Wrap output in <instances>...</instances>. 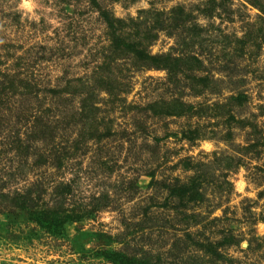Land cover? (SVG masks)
<instances>
[{
  "label": "rangeland",
  "instance_id": "rangeland-1",
  "mask_svg": "<svg viewBox=\"0 0 264 264\" xmlns=\"http://www.w3.org/2000/svg\"><path fill=\"white\" fill-rule=\"evenodd\" d=\"M20 2L0 264H264V0Z\"/></svg>",
  "mask_w": 264,
  "mask_h": 264
},
{
  "label": "trees",
  "instance_id": "trees-1",
  "mask_svg": "<svg viewBox=\"0 0 264 264\" xmlns=\"http://www.w3.org/2000/svg\"><path fill=\"white\" fill-rule=\"evenodd\" d=\"M103 17H104V22L106 23V25L112 30V31H114L115 30V25L117 24V23H119V21H116V20H112V19H110V17L108 16V15H106V14H104L103 15ZM148 57V56H147ZM159 60V58H157L156 60L154 59V61L156 62V61H158ZM159 62V61H158ZM157 62V63H158ZM156 66H158L159 64H155ZM155 65H153V66H155ZM34 214L36 215V222L37 223H39L40 225H42V224H44V222H46V217L48 218V217H50V219L51 220H53V218L52 217H56V214L57 213H50L49 215L47 214V211H46V213L44 212V217H43V214L41 213V215H39V214H37L36 212H34ZM56 226V225H55ZM109 254V256H114L113 255V253H108ZM107 258V260L109 259V260H111V262H115V257H106Z\"/></svg>",
  "mask_w": 264,
  "mask_h": 264
},
{
  "label": "clouds",
  "instance_id": "clouds-1",
  "mask_svg": "<svg viewBox=\"0 0 264 264\" xmlns=\"http://www.w3.org/2000/svg\"><path fill=\"white\" fill-rule=\"evenodd\" d=\"M22 9H25L27 11H31L33 3L32 0H21L20 5Z\"/></svg>",
  "mask_w": 264,
  "mask_h": 264
}]
</instances>
